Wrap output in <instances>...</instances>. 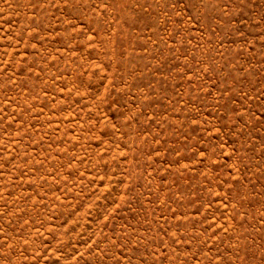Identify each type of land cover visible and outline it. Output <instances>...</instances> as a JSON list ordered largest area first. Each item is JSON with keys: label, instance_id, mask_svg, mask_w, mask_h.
<instances>
[{"label": "rangeland", "instance_id": "374dc122", "mask_svg": "<svg viewBox=\"0 0 264 264\" xmlns=\"http://www.w3.org/2000/svg\"><path fill=\"white\" fill-rule=\"evenodd\" d=\"M0 264H264V0H0Z\"/></svg>", "mask_w": 264, "mask_h": 264}]
</instances>
